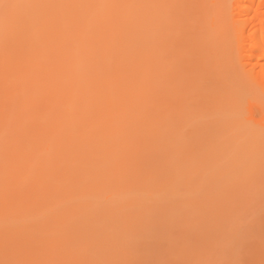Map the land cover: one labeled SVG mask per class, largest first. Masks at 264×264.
Here are the masks:
<instances>
[{"label": "bare ground", "instance_id": "obj_1", "mask_svg": "<svg viewBox=\"0 0 264 264\" xmlns=\"http://www.w3.org/2000/svg\"><path fill=\"white\" fill-rule=\"evenodd\" d=\"M224 1L225 12L216 16L215 28L206 33L203 28L210 9L205 0L189 1L199 7L202 18L190 24L189 19H180V28L184 25L186 30L177 32L179 45L173 58L166 45V37L174 28L171 7L164 5L167 0H0V78L4 77L0 89L11 88L21 100L29 96L36 99L33 110L16 126L7 122L0 127V219L8 215L27 222L18 228L15 222L14 228L12 223L5 226L0 222V228L6 230H0L1 253L19 247L22 242L13 237L16 233L38 249L43 248L41 241L49 244L50 239L62 237L97 241L132 235L129 239L135 240L136 209L126 216L119 214L121 220L110 218L109 229L98 225V220L110 217L101 208L118 201L122 204L124 192L135 199L129 208L136 207V177L142 176L136 169V156L146 143L168 160V179L174 190L186 191L180 195L176 190V199L171 189V194L161 196L162 182L158 183L152 173L145 176L142 193L152 201V216L166 226L181 218L178 210L186 214L204 192L206 187L201 186L210 180L218 181L216 187L220 186L216 189V207L227 210L232 183L237 184L240 178L250 183L264 179V114L261 121L254 122L247 106L250 104H245L246 93H241L246 84L264 93V0ZM147 10L152 23L145 16ZM225 24L239 28L227 37L221 36ZM174 63L191 74L195 71L193 64L198 68L207 65L202 70L207 86L213 84L209 90L218 110H190L183 107L187 106L186 98L174 105L160 106L154 100L143 104L144 100L138 98L136 103V89H179L166 79L180 71ZM238 70L242 72L239 79L235 76ZM193 82L194 89H199V80ZM42 94L48 99L41 100ZM29 104L25 102L22 108ZM3 118L7 120L9 115ZM136 130L140 132L137 146ZM4 132L6 137L2 138ZM202 150L206 156L197 154ZM207 157L210 162L205 160ZM228 160L233 167H229L232 164ZM216 161H220V170L217 172L215 166L211 170L214 176L207 177L211 171L206 168L211 169ZM237 166L241 168L238 172ZM203 168L207 172L205 182L201 181ZM230 175H234V181ZM197 186V198L191 197ZM159 196L168 199L163 201ZM179 201L191 205L185 209ZM171 210L176 212L172 217ZM188 220L191 218L186 219L188 224L193 222ZM106 228L118 230L110 233ZM25 241L20 246L21 250L25 247L22 252L28 251Z\"/></svg>", "mask_w": 264, "mask_h": 264}, {"label": "rangeland", "instance_id": "obj_2", "mask_svg": "<svg viewBox=\"0 0 264 264\" xmlns=\"http://www.w3.org/2000/svg\"><path fill=\"white\" fill-rule=\"evenodd\" d=\"M189 1L191 3V0H167V3H164V5L171 7L170 12H172L171 25L174 28L172 29V32L169 33L168 37H166L169 39L166 45L169 48L170 54L172 55L173 58L174 57L176 58L175 52L177 50V46L179 45V43L177 44L178 39L176 38V36H178L177 32H181V31L186 30L184 25H182V27L180 28V26H179L180 25L179 24L180 19L185 20V21L187 19H189L190 21L187 20L188 21L187 23L190 24V23H194L197 20H201V18H202V15L199 13V7H196V5L193 2H192V4H190ZM214 1H216V0H205V5L210 9L209 14H211L208 16L209 20H207L208 22L205 25L206 29H205V27L203 28L205 33L208 32V30H209V32L210 31L212 32V29H214L216 26V21H217L216 16L217 17L222 16V14L225 12V9H226V3L224 0H218V2L216 1L215 3H213ZM201 13H202V11H201ZM145 16H147L149 18V20H151L148 23H152V19H151L152 15L150 13V10H147ZM147 17H145L146 20H147ZM176 24H177V26L175 27ZM226 24L224 25L225 29L223 28L220 31L221 36L227 37L228 34L234 33L239 28V26H235L233 28L232 27L230 28ZM149 30H151V29H149ZM149 30H148V32H149ZM205 48L206 47H204V49ZM102 51H106V50L103 49ZM193 65H194L193 68L195 71H194V73L191 74V73H189L190 71L184 72L183 70L185 68L181 69V66L179 65V67H178V63H177L174 65V68L176 70L179 69L180 71H175L172 74H170V76L168 78H166L167 81H169V82L172 81L173 85L175 82V84L177 85V87L179 89H147V90L146 89H136L137 90L136 103L138 101H141L142 99L144 100L143 104H146V100H154V101H157L160 106H164V104L165 105H174V104H176V102L177 103L183 102L186 98L187 106L183 105V107H187L190 110L193 108H197V107L203 108L204 110H206L209 113L218 110V108L215 107L216 104H214V103H216V100L211 98L210 94L212 92L209 90V89H211L213 84L211 86H207V84H208V82L206 80L207 76H206V74H203L205 71L202 70L203 68L205 70L207 68V65L205 64V66H200L199 68H198V64H193ZM208 66H209V64H208ZM2 72H3V70H2ZM240 72H241V70H238L237 73H235L236 78L238 77L237 79H239V77H241L240 75L242 74V72L241 73ZM3 74H4V76H6L5 72ZM1 77L2 78H0V81H1V79L3 80V78H4L3 75ZM193 80H199V83H201V86H204V84H205L208 89H205L206 87H204V89H201V86L199 87V89H194V88H196V85L194 84ZM3 82L1 81L0 83L2 84ZM245 86H247V87H245ZM245 86H243L244 88L241 87V90L245 91V92L241 91V93L242 94L246 93V97H244V100L246 101V103L245 102L244 103L246 105L250 104V105H247L248 108L250 109V117L252 118V120L254 122H257L259 119L261 121L263 119V114H264V110H263L264 107H262V106H264V98H263L264 93H262V94L257 93L259 91H254V89L251 88V86L249 87V85H247V84ZM2 88H4V87H1V89H0V127H4V124H6L7 122H11L12 124H15V126H16V123L21 119V117H24V115L26 113H30L33 110V103L36 99H35V97L29 96V97L25 98L24 100H21L18 96L19 93L17 94V96H18L17 97L15 95H13V91L11 88H10V91H9V89L2 90ZM5 88H6V86H5ZM17 90H19V89H17ZM250 90H253L254 92H256V95H252L254 93ZM14 91H16V90L14 89ZM113 91L115 93L116 92H122V89H114ZM241 93L239 91L238 94L240 95ZM43 94H46V93L43 92ZM43 94L41 95L40 99L41 100L48 99L49 96L43 95ZM149 94L151 96L148 98L147 95H149ZM262 95H263V97H262ZM253 96H256V97L253 98ZM249 97L252 98V100ZM137 98H138V101H137ZM247 100H249V101H247ZM25 102H28L30 104L27 105L26 107L22 108V105ZM254 102H256V103H254ZM190 103H192V105H193V106H191V108H190ZM241 103H243V102H241ZM261 107H262V109H261ZM136 108H137V106H136ZM3 109H5L6 112H5V110L3 111ZM3 115H5V116L9 115V118L7 120H5L3 118ZM10 133L12 136H16V133H12V132H10ZM139 133L140 132L138 130H136V146H137V142H140L139 141V139H140ZM4 137H6L5 132L2 135V138H4ZM200 140L202 141L203 139L200 138ZM195 141L197 142V140H195ZM198 142H200L199 139H198ZM201 143H203V142H201ZM199 146H197V148ZM241 146L242 145L239 144V147H241ZM201 147H202V145H201ZM203 150L200 152L198 151L197 154H200L201 156H206L205 151H203ZM138 152H139L138 153L139 155L136 156V169L139 170L137 172H140L142 174V176L139 179L136 177V207L129 208L130 203H134L135 199H132L130 196H128V194L126 192H124V193L122 192L123 195L120 199L122 201L121 202L122 204H120V201H118L113 206L109 203L106 206L102 207L101 208L102 213L108 214V216H110V217L105 216V218L103 217L104 219H102V220L99 218V220H98L99 224L97 222L98 225L105 226L108 228V226H110V225L107 222L109 221L110 218L112 219V217L113 218L115 217V219L118 218L119 220H121L119 214L126 216L127 214L134 213V211L136 209V236L133 235V238L134 239L136 238L135 240L129 239V238H132L131 237L132 235H130V237H129V235H127L129 237V238H127L126 234L123 236H126L127 239H125V237H124L123 239L121 238V240L120 239H112V238L110 239L109 237H107L104 240L89 241L87 239H82V238L81 239H74V238H72V239L67 238L66 239V238L62 237L60 239L53 240V241H52V239H50L49 244H46L47 242L44 243L43 241H41L40 244L43 248L38 249V248H36L37 245H35L36 247L29 246L28 244L31 242L25 241L21 236L17 235L16 231L14 230L15 231L14 233H16V235L13 237L17 238V240H20L22 243H24V241H25V245L28 246V247H26L27 248L26 250H28V251L22 252L23 249L25 250V247L23 246L22 247L23 249L21 250L20 246L23 245L21 243L22 245L19 244V247L12 249L11 252H8V251L6 253L0 252V264H264V179L262 180L260 178L261 174L257 176V178L259 177L257 180H260V179L261 180L256 181V183H254L253 181L251 183L247 182L248 179H247V181H243L244 179H242V178H240L241 182L238 181L240 183V186L238 185V182H237V184L232 183V186L230 188L231 193H230V200H229L231 202L230 203L228 202L230 205L229 206L225 205L228 208L227 210H225V207L222 208L221 210H219V208L216 207L217 203L215 205V200H216L215 197L218 194L217 193L218 191L216 189L220 186L216 187V185H219V184L217 183L218 181L216 182L214 180H210V182L206 183V185H203L205 183H201V181L205 182V179H206L205 175L207 174V172H205V170L203 168V171L205 173H203L201 175L202 180L199 182V184H201L203 186H201V185H198V186L199 187L200 186L206 187L204 189V192H203L204 195H203V193L199 194L197 192L198 191V186H197V190H195L196 193L193 191V193H195V194L191 193L190 195H191V197H194V198H197L194 195L198 196V194H199L200 196L198 199L195 200V202L193 203L194 205L192 204V207H189L190 209L187 212H185L187 214L186 219L191 218V220L193 222L192 223L189 222V224H188V222L186 221V219L184 217V215H186V214H183V211H181L182 207H180L179 209H181V210L180 211L178 210L177 214H178V216H179V214H181L180 216L182 219L180 218V219L176 220V223H175L176 225L173 223L172 226H166L164 224V222H160L155 215L152 216L151 212L152 213L154 212V211H151L152 209L150 210V208L152 207L151 206L152 201L147 199L148 195L142 193L143 190L146 188L144 186V184L146 182L145 176H147V174L152 173L153 174L152 176L155 177L157 180H159L158 183L162 182V185L159 188V190L161 192V196L163 194L167 196L168 193L175 191V193H176L175 199H176L177 197H179V196H177L178 193L176 192V190L179 192L180 195L186 191L181 190V189L179 190V188H176V190H174L175 187L173 186L172 182H169V180H171V178L168 179V177L170 175V173L168 171L169 170L168 165H170V164H168V160H165L164 156H162L160 151H154V149L152 148V145H148L146 143V145L144 147H142L141 150H138ZM198 156L199 155H197V157ZM218 158H219V156H218ZM209 159H212V158L209 157ZM231 159H232V157H231ZM205 160L210 162V160H208V157ZM215 160H217V156H216ZM234 160H235V158L232 159L231 161H233V163H234ZM200 161H201V163H203L202 160H200ZM231 161L229 162V160H228L227 163L232 164ZM219 162L220 161H218V163H217V161L213 162V163H215V165L212 163L214 166H211V169L206 168V170L209 172L211 170H214L213 168H215V166H217L215 170H217V172H218V170H220V168H218ZM235 162H237V161H235ZM228 165L229 164H226V167ZM233 166H234V164L230 165L229 167H233ZM239 166H241V165H239ZM239 166H237L236 168L238 169ZM207 167H209V166H207ZM227 169H228V167H227ZM240 169L241 168L239 167L237 172ZM231 171H233V170H231ZM235 171H234V175L236 177ZM243 171L244 170H242V172ZM217 172H215V173H217ZM213 174H214V172H213ZM210 175H212V171H211V174H209V176L208 175H206V176L207 177L214 176V175H212V176H210ZM234 175L233 176L230 175L231 179H233V181L235 178ZM203 176L205 179L203 178ZM220 176H221V174H220ZM215 178H216V175H215ZM262 178H263V176H262ZM168 182L170 183V185ZM251 184H252V186H251ZM174 185H176V184H174ZM171 186H173V190H172ZM176 187H177V185H176ZM169 190H170V192H169ZM182 191H184V192L182 193ZM200 191L202 192L203 190L201 189ZM172 194L174 195V193H172ZM192 194H193V196H192ZM15 196L16 195L14 194V196H13L14 199H15ZM161 196H159L158 199H160V198H161V200L168 199V197L166 198V196H163V197H161ZM170 196L172 197V195H170ZM183 196H182V199H183ZM189 196H188V198H190ZM171 197L169 198V200L171 199ZM186 197H187V195L184 196V199ZM155 199L158 200L157 198H155ZM152 200H154V199H152ZM172 200H173V197H172ZM189 200H192V199H189ZM159 201L160 200H158V202ZM183 201H185V200H183ZM160 202H162V201H160ZM169 202H171V201H169ZM14 203H15V201H14ZM18 204L19 203L17 202L14 205L17 206ZM155 204H157V202ZM155 204L153 203V205H155ZM181 204H182V202L179 201L180 206H181ZM187 205H188V203L185 205L184 202L182 204V206L184 208L186 207L185 209H187V207L191 204H189L188 206ZM16 206L15 207L13 206V209L15 211L17 210V207H18V206L17 207ZM175 206H177V205H175ZM19 207L21 209L22 208L24 209V207H21V205ZM155 207L157 208L156 205H155ZM171 208H173V206ZM171 208H169V210ZM13 209H11V211ZM164 209L166 210L167 208H164ZM8 210H9V208H8ZM174 210H176V209H174ZM170 212H169V214L171 217H172V214H174V215L176 214L175 211H172V213H170ZM7 213H9V212L7 211ZM11 213L13 214L14 212L12 211ZM154 214H157V212H155ZM163 214H165V213L163 212ZM169 214H168V216H169ZM9 215H10V213H9ZM7 216L8 215H6V218H4V215H3L4 219L1 217L4 221L3 220L1 221V219H0V222L1 223L4 222L3 224H5V226H7L9 223L10 224L12 223L11 225L10 224L9 225L12 226V228H14L13 225L15 222V225L17 226L16 228H18L19 226H21L20 224H24L23 223L24 220H23V222H22V219L20 221V219H19L20 217L10 218L8 216L9 217L8 218ZM22 216H23V214H22ZM22 216H21V218H23ZM177 217H176V219H177ZM101 218H102V216H101ZM124 218L125 217H123L122 220H124ZM162 218H164V217H162ZM169 218H167V219H169ZM8 220H10V221L8 222ZM179 220H180V222L178 223ZM191 220H188V221H191ZM125 221L126 220H124V222ZM166 221H168V220H166ZM121 222H123V221H121ZM121 222H118V223H121ZM1 223H0V225H2ZM26 223L24 225H27ZM126 224H127V222H126ZM125 226H127V225H125ZM1 227L4 228L3 226H1ZM116 227H118V226H116ZM2 228H0L1 232L4 231V233H5L6 232L5 228L4 229H2ZM23 228L25 230V227H23ZM107 228H106V230H107ZM110 229H112V228H110ZM113 229H114V227H113ZM113 229L107 230V231H109V232L111 231L110 233H112L113 231L116 232L118 230L117 228H116V231ZM124 229H123V231H124ZM21 231L22 230H20V232ZM1 232H0V234H1ZM118 232L116 234H118ZM121 233H122V231H121ZM122 234H119V235H122ZM220 235L221 236L223 235L222 238ZM8 236H10L9 238L12 237L11 234H8ZM102 236H103V234H102ZM102 236H101V238H103ZM114 236H117V235L114 234ZM110 237H112V236H110ZM9 240L11 241V239H9ZM40 244H39V246H40Z\"/></svg>", "mask_w": 264, "mask_h": 264}]
</instances>
